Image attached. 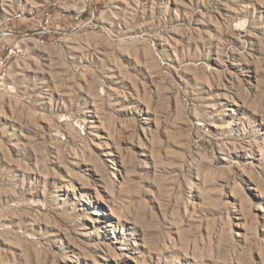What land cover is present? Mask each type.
I'll use <instances>...</instances> for the list:
<instances>
[{
  "label": "rangeland",
  "instance_id": "374dc122",
  "mask_svg": "<svg viewBox=\"0 0 264 264\" xmlns=\"http://www.w3.org/2000/svg\"><path fill=\"white\" fill-rule=\"evenodd\" d=\"M0 264H264V0H0Z\"/></svg>",
  "mask_w": 264,
  "mask_h": 264
}]
</instances>
